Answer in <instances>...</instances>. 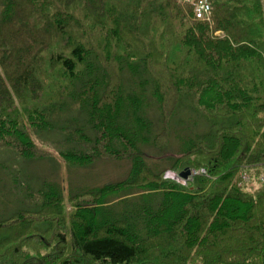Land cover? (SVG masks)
Listing matches in <instances>:
<instances>
[{
	"label": "trees",
	"instance_id": "obj_1",
	"mask_svg": "<svg viewBox=\"0 0 264 264\" xmlns=\"http://www.w3.org/2000/svg\"><path fill=\"white\" fill-rule=\"evenodd\" d=\"M209 1L212 24L179 0H3L0 149L49 157L29 127L64 134L69 166L132 167L28 193L0 264H264V0ZM184 107L205 131L150 165ZM187 169L204 174L165 178Z\"/></svg>",
	"mask_w": 264,
	"mask_h": 264
},
{
	"label": "rangeland",
	"instance_id": "obj_2",
	"mask_svg": "<svg viewBox=\"0 0 264 264\" xmlns=\"http://www.w3.org/2000/svg\"><path fill=\"white\" fill-rule=\"evenodd\" d=\"M3 9V0H0V20ZM128 85L126 84V87ZM151 116L156 115L151 113ZM171 122V131L164 145L165 150L161 151L155 147L145 149L150 165L157 162L159 154L178 157V151L184 140L206 129L203 119L187 107L180 109ZM25 131L39 147L50 154L45 159L26 160L12 150L0 149V219L9 218L15 212L31 207L25 197L30 192H37L48 182L59 185L68 198L71 194L76 195L122 181L130 173L132 166L128 159L119 161L104 159L88 167L69 166L61 154L78 148L67 143L64 134L38 131L29 127ZM26 182L30 184L28 186L31 190L25 189ZM15 184H18V187ZM67 207L69 208L70 205L67 204Z\"/></svg>",
	"mask_w": 264,
	"mask_h": 264
},
{
	"label": "built area",
	"instance_id": "obj_3",
	"mask_svg": "<svg viewBox=\"0 0 264 264\" xmlns=\"http://www.w3.org/2000/svg\"><path fill=\"white\" fill-rule=\"evenodd\" d=\"M180 2L185 5L193 8L194 16L197 20L207 22L212 24L213 20V9L209 0H180ZM204 174V171H192L190 180H192L195 176ZM166 179L175 180L183 185L187 182L183 179L179 178L174 173H167L165 176Z\"/></svg>",
	"mask_w": 264,
	"mask_h": 264
},
{
	"label": "water",
	"instance_id": "obj_4",
	"mask_svg": "<svg viewBox=\"0 0 264 264\" xmlns=\"http://www.w3.org/2000/svg\"><path fill=\"white\" fill-rule=\"evenodd\" d=\"M191 175L190 170H185L180 174V177L184 180H188L189 176Z\"/></svg>",
	"mask_w": 264,
	"mask_h": 264
}]
</instances>
